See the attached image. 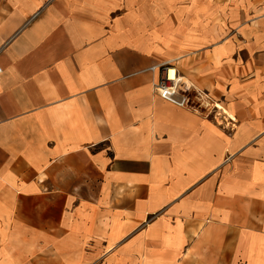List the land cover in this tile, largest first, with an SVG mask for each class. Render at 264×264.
Here are the masks:
<instances>
[{
  "label": "crops",
  "instance_id": "obj_1",
  "mask_svg": "<svg viewBox=\"0 0 264 264\" xmlns=\"http://www.w3.org/2000/svg\"><path fill=\"white\" fill-rule=\"evenodd\" d=\"M121 4L0 0V264H264V28L174 64L186 107Z\"/></svg>",
  "mask_w": 264,
  "mask_h": 264
},
{
  "label": "rangeland",
  "instance_id": "obj_2",
  "mask_svg": "<svg viewBox=\"0 0 264 264\" xmlns=\"http://www.w3.org/2000/svg\"><path fill=\"white\" fill-rule=\"evenodd\" d=\"M263 7L264 0H122L116 10L131 13L135 11L136 14L141 12L142 19L139 22L143 24V31L138 32L137 38L140 35L142 39L158 41L159 53L172 50L175 56L183 55L185 51L179 46L183 40L189 42V55L185 54L172 63L178 68L183 66L190 71L192 65L204 58L200 54L202 49L213 43L215 46L224 43L231 45V42H234L239 50H246L244 47L251 35L263 34ZM166 19L168 25L165 24ZM249 29L255 31L248 32ZM171 37L173 46L169 48L167 39ZM188 77L190 84L201 90L197 83ZM182 90L185 92L186 87ZM191 99L192 104L197 107H203L209 101L207 96L200 93H192Z\"/></svg>",
  "mask_w": 264,
  "mask_h": 264
},
{
  "label": "built area",
  "instance_id": "obj_3",
  "mask_svg": "<svg viewBox=\"0 0 264 264\" xmlns=\"http://www.w3.org/2000/svg\"><path fill=\"white\" fill-rule=\"evenodd\" d=\"M2 48V47H1ZM0 48V51L2 50ZM152 71L157 73V79L152 84V90L155 94L162 97L163 99L172 101L181 106H190L192 104L191 94L200 93L204 96L206 94L195 88V86H188L185 90L183 89V82L181 80L182 74H180L177 68L170 62H163L150 68ZM0 66V73H1ZM234 123L231 118L226 124L231 125Z\"/></svg>",
  "mask_w": 264,
  "mask_h": 264
},
{
  "label": "bare ground",
  "instance_id": "obj_4",
  "mask_svg": "<svg viewBox=\"0 0 264 264\" xmlns=\"http://www.w3.org/2000/svg\"><path fill=\"white\" fill-rule=\"evenodd\" d=\"M174 61V59H169L168 62L172 63ZM182 82H183V87H188V86H192V84H190V80L186 77V76H182L181 78ZM195 88L198 89L197 86H195ZM214 107L218 108L219 111H221L222 113H224L228 118H233L229 113L226 112L225 108L219 104V103H214ZM234 119V118H233Z\"/></svg>",
  "mask_w": 264,
  "mask_h": 264
}]
</instances>
